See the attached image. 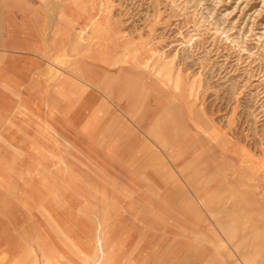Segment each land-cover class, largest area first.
Here are the masks:
<instances>
[{"label": "rangeland", "instance_id": "obj_1", "mask_svg": "<svg viewBox=\"0 0 264 264\" xmlns=\"http://www.w3.org/2000/svg\"><path fill=\"white\" fill-rule=\"evenodd\" d=\"M39 39L93 74L0 82V264H264V0H0Z\"/></svg>", "mask_w": 264, "mask_h": 264}, {"label": "crops", "instance_id": "obj_2", "mask_svg": "<svg viewBox=\"0 0 264 264\" xmlns=\"http://www.w3.org/2000/svg\"><path fill=\"white\" fill-rule=\"evenodd\" d=\"M34 34L29 36L36 39L37 34ZM63 50L57 48L55 43H44L43 39L38 42H8L0 54V82H3V90H14L20 92L16 96L32 99L49 97L57 89L56 82L65 80L61 77L57 80L58 72L67 74L65 70L70 72L68 74L72 75L75 82L87 87L89 77L93 74L88 72V62L79 59V63H69L67 67ZM100 71V66L96 65V79L101 76ZM72 88L81 90L77 83Z\"/></svg>", "mask_w": 264, "mask_h": 264}]
</instances>
